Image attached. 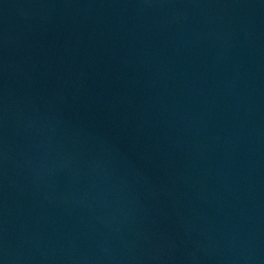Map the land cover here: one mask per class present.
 <instances>
[{"label": "water", "instance_id": "obj_1", "mask_svg": "<svg viewBox=\"0 0 264 264\" xmlns=\"http://www.w3.org/2000/svg\"><path fill=\"white\" fill-rule=\"evenodd\" d=\"M0 264H264V0H0Z\"/></svg>", "mask_w": 264, "mask_h": 264}]
</instances>
